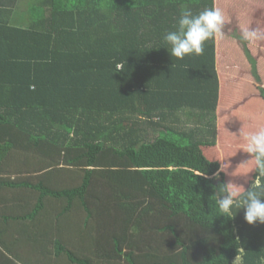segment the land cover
I'll use <instances>...</instances> for the list:
<instances>
[{
  "label": "trees",
  "instance_id": "16d2710c",
  "mask_svg": "<svg viewBox=\"0 0 264 264\" xmlns=\"http://www.w3.org/2000/svg\"><path fill=\"white\" fill-rule=\"evenodd\" d=\"M260 1L49 0L30 26L0 19V170L14 150L46 157L4 182L36 194L0 222V264H23L20 243L34 246L25 264H54V250L64 264H232L238 245L251 264L264 223L214 201L222 185L247 189L254 161L217 148V109L250 87L264 110V34L229 30ZM213 6L223 35L172 57L163 36L181 9Z\"/></svg>",
  "mask_w": 264,
  "mask_h": 264
},
{
  "label": "clouds",
  "instance_id": "9594fccd",
  "mask_svg": "<svg viewBox=\"0 0 264 264\" xmlns=\"http://www.w3.org/2000/svg\"><path fill=\"white\" fill-rule=\"evenodd\" d=\"M224 16L222 11L213 6L199 13L191 8H183L175 25V30L168 31L163 40L172 57L183 60L186 56L200 55L204 44L212 38L223 35ZM261 37L259 28H242L240 39L251 42ZM239 135L246 141L244 152L254 161L250 183L245 189L235 184H225L219 189L220 195L215 197L218 216L233 219L238 211H244L247 223H264V127L254 132L243 128ZM249 252L245 247H236V256L232 264H249ZM251 264H264V249L251 258Z\"/></svg>",
  "mask_w": 264,
  "mask_h": 264
},
{
  "label": "crops",
  "instance_id": "0c3cea01",
  "mask_svg": "<svg viewBox=\"0 0 264 264\" xmlns=\"http://www.w3.org/2000/svg\"><path fill=\"white\" fill-rule=\"evenodd\" d=\"M49 0H0V19L3 21H10L12 24L27 26L32 25L37 14H40L46 9L45 5ZM254 27L256 24H252ZM264 28V25L259 27ZM264 30V29H262ZM197 89H200L199 87ZM248 97L243 95L241 99L238 97H228L227 95H220L218 104V140L217 148L224 151H229L233 148L237 155L243 154L242 143L246 145V141L239 135L243 128L247 132H254L261 127H264V110L259 109L258 112L250 111L246 103ZM191 107L188 108L190 114ZM235 119L238 126L232 123ZM11 158H6L2 162V170H0V222H8L6 219L10 214L15 212V204L27 203L25 198V189L10 187L4 182L14 181L19 176H16L13 167L6 165ZM17 194V195H16ZM24 199V200H23ZM23 201V202H19Z\"/></svg>",
  "mask_w": 264,
  "mask_h": 264
},
{
  "label": "rangeland",
  "instance_id": "374dc122",
  "mask_svg": "<svg viewBox=\"0 0 264 264\" xmlns=\"http://www.w3.org/2000/svg\"><path fill=\"white\" fill-rule=\"evenodd\" d=\"M251 12H253L254 16H255V18L252 21H255L256 19L260 20L259 16H263L264 17L263 0H261L259 3H257V5L253 8V10ZM243 19H245V20H241V21L236 23V27L231 26L230 29H229L230 32L233 31V29H234V32H237V31H240L242 28H250V29L251 28H258L257 25L255 27L252 25L253 22L249 19L248 13H246V15L243 17ZM262 29H264V28H261L260 31H261L262 34H264V30H262ZM253 49H256V48H253ZM245 96L251 97L250 98V103L252 105L248 109L250 111H252V112L256 111V107L257 106L260 107V105L258 103L260 98L256 95L254 90H252L250 87H247V89L245 91ZM263 107L264 106H262V108ZM188 122H190V121H185V124L188 123ZM232 123L235 124V127L238 126V122L235 119L232 120ZM187 126H188L187 130H190V129H192V127H194V125H192V124L191 125H187ZM240 138L242 139V137H240ZM240 143H242V142H240ZM18 149H20V148H18ZM7 158H11V160L8 161L6 163V165H10V166L13 167V171L12 172H19V173H15L16 176L27 175L25 173H27L26 171H29V170L33 171V170H35L37 168L41 169L44 166L45 160H46V157H44V156H41V157H38V158H33L32 156L29 155V153L21 152L19 150H14L13 151V156H11V157L9 156ZM35 174H36V172H31V176H34ZM65 175L66 174H64V173H59V176H52V173H51L50 175L47 176V180L49 179L53 183L58 185V183H62V177H63V180H64V176ZM24 191H25L24 192L25 195H27L25 200L27 201L28 204H26L25 202L20 201V200H19V202L25 203V209L27 210L28 209V205L29 206L31 205V208L33 207L32 204L34 205V203H35L34 195L36 193L34 192L33 189H31V190L30 189H25ZM49 199H51V198H48V197L44 198L45 201H48ZM54 202L55 201H51V203H54ZM48 203H49V201H48ZM55 203H59L60 204L61 200H59L58 202H55ZM52 211H54V210H52ZM85 215H86V213H85ZM40 225L43 226L42 223H40ZM72 233L75 234L74 231ZM15 235L17 236V235H19V233L16 232ZM20 244H18L19 246H17L13 250H14V252H16L15 254H19L20 255V260L23 262V264L29 263L31 257L33 256L32 251L34 250V246L33 245H31V246L24 245L22 243H20ZM48 258L54 260L55 261L54 264H64V261L62 260V257L61 258L56 257L55 250L51 252V255H49ZM125 263H127V262L125 261Z\"/></svg>",
  "mask_w": 264,
  "mask_h": 264
}]
</instances>
